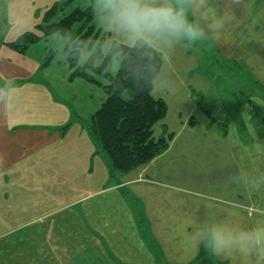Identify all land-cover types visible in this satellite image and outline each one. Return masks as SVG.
<instances>
[{
	"label": "crops",
	"instance_id": "1",
	"mask_svg": "<svg viewBox=\"0 0 264 264\" xmlns=\"http://www.w3.org/2000/svg\"><path fill=\"white\" fill-rule=\"evenodd\" d=\"M11 1L0 0V264H264V243L240 242L244 234L264 231V0H153L171 6L201 35L191 39L181 29L153 35L149 45L162 55L161 41L190 43L198 52L213 46L241 68H230V75H243L259 92L225 93L223 108L214 77L197 71V82L213 93L166 90L172 106L164 95L154 97L167 113L153 134L169 137L168 147L114 177L67 98L91 102L97 87L70 79L71 35L53 34L23 53L10 49L6 43L20 35L2 40L4 3ZM188 71L176 76L183 82L195 70ZM104 99L99 95V106ZM216 100L222 108L214 116L209 107ZM73 142L86 149L73 152L76 145L66 147ZM55 144L60 150L53 158L35 159L32 170L41 161L42 170H27ZM61 187L91 193L87 201L59 204ZM217 229L235 242L218 249L212 241Z\"/></svg>",
	"mask_w": 264,
	"mask_h": 264
},
{
	"label": "trees",
	"instance_id": "2",
	"mask_svg": "<svg viewBox=\"0 0 264 264\" xmlns=\"http://www.w3.org/2000/svg\"><path fill=\"white\" fill-rule=\"evenodd\" d=\"M62 9V4L54 2L33 31L20 34L6 45L23 53L30 45L53 34H68L75 26L66 44L70 79L78 77L102 85L97 77L103 76L106 83L102 86L106 98L90 115L87 130L95 142L96 152L107 159L109 174L113 177L127 174L149 163L168 147L169 137L155 138L153 134L154 126L167 113L166 103L152 96L153 82L161 71L162 54L144 40H136L131 46L112 41L103 53L104 39L93 22L94 7L75 8L55 20ZM83 49L89 55L80 66ZM113 59L119 66L110 74L105 69Z\"/></svg>",
	"mask_w": 264,
	"mask_h": 264
},
{
	"label": "rangeland",
	"instance_id": "3",
	"mask_svg": "<svg viewBox=\"0 0 264 264\" xmlns=\"http://www.w3.org/2000/svg\"><path fill=\"white\" fill-rule=\"evenodd\" d=\"M56 2L58 4L63 5V9L58 12V15L56 16L55 20L61 19L63 16L69 14L72 10L75 8L83 9L87 7L89 4H91L94 7L95 15H94V26L96 29H99L100 31V37H103V45H102V52L106 53L109 49L110 44L112 41L118 42L120 44H123L125 46H131L133 42L131 41L130 36L122 31L117 29L115 26H111L109 23V11L106 10V0H12L9 3H4L5 7V13H4V21L8 27L7 34L3 36V41H9L16 38L18 35L26 30H30L32 28L35 29V26L37 24H40L42 21L43 16V8L47 7L49 8L52 6V4ZM46 5V6H45ZM45 10V9H44ZM75 30V26L73 29L67 34L68 36L71 35ZM163 60H162V66L161 71L159 73V76L155 79L153 82V92L152 96H163L165 94L166 90H187L189 92V95L194 92L195 95H197L198 88H202L203 92H205L207 95H211V93L207 92V84L198 83L197 80L200 79L199 74H197V71L199 72H207L206 75L214 77V83L213 86L217 87V91L220 93L223 92L224 99L221 102L223 108H226L227 102L226 100H229L227 98L228 96L225 93L232 92L238 96V93L244 96V94L249 95L250 93H253L252 91H257V87L253 86L251 84L252 81H250L248 78L239 76V77H233L230 75V68H233L237 73H242V70L239 66H231V63H228L224 61V57L220 52H217L213 46H210V50L207 51H195L194 47H192V44H182L176 43H163ZM54 48H58L57 44H52ZM190 47V50L186 49L187 47ZM61 53V52H60ZM59 53V54H60ZM201 54L204 55V58L202 59ZM89 52L86 49H83L80 56L79 64L82 66V64L85 62L86 57H88ZM60 56V55H59ZM210 58V59H209ZM199 61V62H198ZM118 61L116 59H113L109 62L108 66L105 69V72L114 74L118 70ZM185 70H189L188 73L190 74L193 70H195L191 75V77H187L186 79H183V82L179 80V78H182V76H176L177 73L185 75ZM176 72V73H175ZM197 74V75H196ZM97 77V76H96ZM97 79L100 81L102 85L90 83L92 85L97 86L95 91L92 93V100H89L91 102H82L77 98L75 101H72L69 97V103L75 108L77 111V119L80 123H84L85 121H89L90 114L96 111L98 107V97L99 95H102L106 98V95L102 89L103 84L105 83V80L103 76L97 77ZM1 86V85H0ZM99 89V90H98ZM243 94H241V92ZM2 87H0V97H1ZM255 93V92H254ZM171 94V93H170ZM166 100L169 101V103L172 106L171 98L166 97V95L163 96ZM209 100H211L212 97L207 96ZM176 104L178 103V98H172ZM6 100H10L9 97L6 98ZM93 103L95 104V107L93 106ZM212 105L209 107L211 110L212 115H216L219 111H221L222 106L217 103H214L211 101ZM75 111V112H76ZM74 116V115H73ZM73 122L76 123V119L73 117ZM82 120V121H81ZM77 126H74L72 130H70L69 139L74 140V138H71L73 135H75ZM93 145H95L94 140L92 139ZM76 145V146H75ZM75 146L74 151L75 153L81 154L82 149H86V146H78L77 143H69L66 147H72ZM96 148V147H95ZM60 150V147L58 144L53 145L49 149H46L42 151V154L39 153V156H35L33 158V162H29L26 164V168L28 171H31L34 167V165H37V161L35 162V159L39 157L42 161L46 159H51L54 157L55 154L58 153ZM42 161L39 163L38 168L32 170L31 172L36 171L38 173V170H42L41 165ZM98 161V160H96ZM94 168L96 170V164H94ZM83 177L79 176V181H82ZM88 189H82L79 188L76 191H71L72 189L69 188V190L64 191V187L60 189L61 193L59 196H61L60 200L58 197L56 198L57 203L61 204H67L71 201H79L83 198H86L89 196L91 192H88ZM95 191V190H94ZM68 192V193H67ZM93 192V191H92ZM57 196V194H56ZM20 197V195H19ZM32 198H36L35 195H31ZM89 198H86V201ZM59 203V204H60ZM18 218H14L16 220Z\"/></svg>",
	"mask_w": 264,
	"mask_h": 264
},
{
	"label": "clouds",
	"instance_id": "4",
	"mask_svg": "<svg viewBox=\"0 0 264 264\" xmlns=\"http://www.w3.org/2000/svg\"><path fill=\"white\" fill-rule=\"evenodd\" d=\"M109 23L126 32L133 43L136 40L148 42L153 35L175 34L183 29L191 39H196L200 32L188 26L179 14L167 4L155 5L153 0H106ZM212 241L218 249L228 247L235 241L223 229L212 232ZM264 243V231L255 232L252 236L244 234L241 243Z\"/></svg>",
	"mask_w": 264,
	"mask_h": 264
}]
</instances>
